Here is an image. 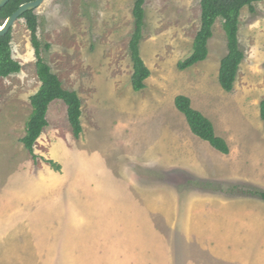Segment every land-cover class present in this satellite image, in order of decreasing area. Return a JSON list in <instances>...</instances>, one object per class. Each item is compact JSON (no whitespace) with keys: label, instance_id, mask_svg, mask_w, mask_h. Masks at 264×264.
Returning a JSON list of instances; mask_svg holds the SVG:
<instances>
[{"label":"rangeland","instance_id":"374dc122","mask_svg":"<svg viewBox=\"0 0 264 264\" xmlns=\"http://www.w3.org/2000/svg\"><path fill=\"white\" fill-rule=\"evenodd\" d=\"M134 3L46 0L35 10L42 56L64 87L77 91L83 125L76 138L66 103L52 101L49 124L35 145L36 159L21 138L33 110L30 98L41 86L37 58L25 18L11 27L13 57L22 70L0 77V264H119L122 251L116 250L117 240L123 246L125 239L132 244L135 237L117 234L129 219L121 210L128 194L124 184L135 174L159 186L155 195L165 200L174 195L170 188L177 187L185 188L188 195L218 194L234 185L264 191V164L259 161L264 159L260 116L264 0L253 1L254 10L248 5L241 9L238 37L245 57L231 92L221 87L218 77L221 60L228 53L222 18L214 23L207 58L184 70L177 65L193 51L201 26V0H146L140 53L151 75L146 86L135 91L130 51ZM178 94H189L213 119L217 135L225 137L230 147L241 141V149L258 162L248 160L241 166L224 162L220 156L224 153L192 132L175 105ZM185 134L196 142L185 146L184 140L190 141L183 138ZM201 144L204 149L199 152L207 162L198 170L213 176L234 173L232 181L166 169L180 158L187 159L188 148ZM49 160L60 164V170ZM139 194L142 197L145 192ZM230 195L248 198V203L237 201L239 210L253 207L264 213V200H256L261 197L242 192ZM180 204L184 206L181 200ZM157 207L162 213L155 222L162 235H147L141 242L140 259L128 257L137 264H189L192 258L200 264L203 251L188 245L182 231L170 234L163 206ZM140 220L146 221L145 217ZM239 237L242 254L249 258L245 240L249 236H231L236 243L226 249L238 251Z\"/></svg>","mask_w":264,"mask_h":264},{"label":"crops","instance_id":"0c3cea01","mask_svg":"<svg viewBox=\"0 0 264 264\" xmlns=\"http://www.w3.org/2000/svg\"><path fill=\"white\" fill-rule=\"evenodd\" d=\"M191 100L193 101L192 98ZM192 104L203 113L204 110L198 108L195 102H192ZM173 119H177L178 121L179 118ZM211 121L213 122L212 118ZM183 123L184 121L182 120V124ZM183 125L185 126V124ZM177 133L178 129L176 131V134ZM183 138H190V141L184 140L185 146L196 142V140L192 139V136L188 137V134H185ZM233 145V147H230L229 154L220 155L224 162H233L241 166L247 164L248 160L252 163L258 160L253 158V155L247 154L245 150L241 149V141L239 143L235 141ZM203 149V144H201L200 147L193 146L188 148L187 159L180 158L178 159V163L174 161L169 165L170 167L166 169H183L191 174L195 173L202 178H217V180L221 182L224 180H228V182L232 181L231 176L234 173L213 176L198 170V167H203L205 162H207L199 152V150ZM206 156L209 157V152ZM218 158L221 159L220 157ZM259 161H262L263 167L264 159L261 158ZM257 162L258 161H256V163ZM237 171L238 170H236V172ZM142 177L143 176H140V174H135L133 178L128 179L126 183L124 182V188L128 194L121 210L122 215H125L123 217L129 219L126 225L121 224V233L118 232L117 234H121L120 238L124 235H135V237L132 244L125 239V244L123 246L120 244V240H117L116 250L120 248L122 251L119 264H129L127 263L128 256H133L134 258L136 256L137 259L141 258L142 252L144 251L141 247V242L146 239L147 235H162V231L158 229L155 222V217L162 213L159 212L160 207H157V204L163 206L162 211L164 212V216L167 217V223L171 229L170 234L175 233V230L182 231V234L186 236L188 245L190 243L194 248L196 247V249H201L203 251L204 255L202 258H204V260H201L200 264H224L225 261H232L236 264H264V213H257L260 211L256 212L253 207L246 211H242L239 210L241 207L236 206L239 199L246 200L245 203H248V198L230 195V189H228V187L226 188V186L223 190L219 191L218 194L199 193L200 195L185 194V188L180 190L178 189L179 187H177L170 188V191L174 195L169 197V200H165L163 196L155 195V189H158L159 186L143 181ZM262 184L264 185V182H262ZM139 192H145V195L141 197ZM151 195L152 197L149 199ZM180 200L184 203L182 207ZM166 202H169V204ZM143 217H145L146 221L140 220L143 219ZM184 223L185 228L182 227ZM243 235L249 236L245 239L249 244V261H247L249 258L242 254L241 237H239L238 251L226 249L227 246L234 248L236 243L231 236ZM226 236H229L230 240H227ZM206 252H209L208 255L205 254ZM225 252H228V256ZM129 260L132 261L130 258ZM133 263V261L130 262V264ZM167 264H170V262L168 261ZM189 264H198L197 259L192 258Z\"/></svg>","mask_w":264,"mask_h":264},{"label":"trees","instance_id":"16d2710c","mask_svg":"<svg viewBox=\"0 0 264 264\" xmlns=\"http://www.w3.org/2000/svg\"><path fill=\"white\" fill-rule=\"evenodd\" d=\"M32 0H10L0 12V24H2L21 4ZM255 0H201V26L198 30L192 53L178 62L180 70L187 69L199 61L207 58L209 49L208 41L213 35V26L217 18L223 19L224 29L228 38V53L222 58L219 69V82L227 92L234 90L240 65L245 53L240 47L238 32L241 9L248 5L254 10L252 3ZM146 0H135L133 15L135 17V30L130 40L131 59L133 62V74L131 78L132 88L139 91L146 86V79L151 75V70L143 60L140 53V41L145 18ZM27 26L31 32V40L35 48L37 58V75L41 81L39 90L30 98L33 107L32 113L26 123L25 135L21 138L24 147L37 158L35 145L42 135L44 128L49 124L47 111L52 101L63 100L67 105L68 120L73 135L79 138L83 132L81 121L82 102L75 90L65 88L59 76L42 56L41 41L38 36L39 17L34 10L23 14ZM12 30L6 35L0 36V77H8L22 70V65L14 59L12 53ZM49 47V44H46ZM177 109L184 114L192 132L203 140L208 141L218 151L229 154L230 146L225 138L217 135L211 119L196 109L192 100L185 94L175 97ZM260 116L264 120V99L260 102ZM56 170H60V164L49 160ZM233 192L251 194L264 200V191L256 189H243L234 185L229 190ZM241 191V192H240Z\"/></svg>","mask_w":264,"mask_h":264},{"label":"water","instance_id":"95a60500","mask_svg":"<svg viewBox=\"0 0 264 264\" xmlns=\"http://www.w3.org/2000/svg\"><path fill=\"white\" fill-rule=\"evenodd\" d=\"M10 0H0V12L1 9L9 2ZM46 0H32L25 2L19 6V8L12 13L2 24H0V36L6 35L15 22L22 18L23 14L30 10H36L39 8Z\"/></svg>","mask_w":264,"mask_h":264}]
</instances>
